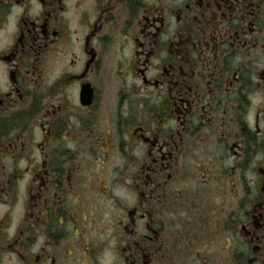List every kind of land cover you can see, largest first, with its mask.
Instances as JSON below:
<instances>
[{"label":"flooded vegetation","instance_id":"1","mask_svg":"<svg viewBox=\"0 0 264 264\" xmlns=\"http://www.w3.org/2000/svg\"><path fill=\"white\" fill-rule=\"evenodd\" d=\"M0 264H264V0H0Z\"/></svg>","mask_w":264,"mask_h":264},{"label":"rangeland","instance_id":"2","mask_svg":"<svg viewBox=\"0 0 264 264\" xmlns=\"http://www.w3.org/2000/svg\"><path fill=\"white\" fill-rule=\"evenodd\" d=\"M3 210H4L3 207H0V213H1Z\"/></svg>","mask_w":264,"mask_h":264}]
</instances>
